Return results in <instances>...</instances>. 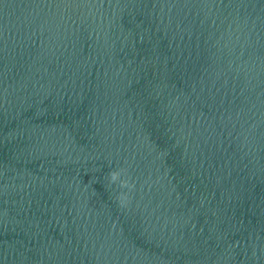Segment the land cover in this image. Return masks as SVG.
I'll use <instances>...</instances> for the list:
<instances>
[{
	"label": "water",
	"instance_id": "1",
	"mask_svg": "<svg viewBox=\"0 0 264 264\" xmlns=\"http://www.w3.org/2000/svg\"><path fill=\"white\" fill-rule=\"evenodd\" d=\"M0 264H264V0H0Z\"/></svg>",
	"mask_w": 264,
	"mask_h": 264
},
{
	"label": "clouds",
	"instance_id": "2",
	"mask_svg": "<svg viewBox=\"0 0 264 264\" xmlns=\"http://www.w3.org/2000/svg\"><path fill=\"white\" fill-rule=\"evenodd\" d=\"M127 170L126 169H118V170H113L111 171L108 175L110 177V183H116L119 182V186L121 189H129L132 190L135 188V182L132 181L130 178H123L122 179V174H126ZM131 196L129 195L128 192L121 191L117 195V201L121 206H126L130 203Z\"/></svg>",
	"mask_w": 264,
	"mask_h": 264
}]
</instances>
